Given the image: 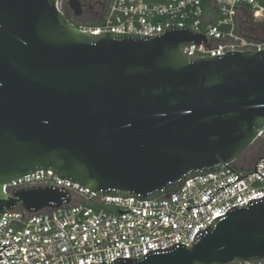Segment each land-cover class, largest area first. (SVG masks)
Returning a JSON list of instances; mask_svg holds the SVG:
<instances>
[{
  "label": "water",
  "instance_id": "95a60500",
  "mask_svg": "<svg viewBox=\"0 0 264 264\" xmlns=\"http://www.w3.org/2000/svg\"><path fill=\"white\" fill-rule=\"evenodd\" d=\"M56 1L0 0V221L20 205L69 202L56 186L4 191L37 170L98 195L150 200L237 160L264 130V49L189 55L181 47L207 37L174 25L158 35L94 34ZM69 4L82 14L81 0ZM261 259L264 197L216 217L191 246L100 264Z\"/></svg>",
  "mask_w": 264,
  "mask_h": 264
},
{
  "label": "built area",
  "instance_id": "2783aa9c",
  "mask_svg": "<svg viewBox=\"0 0 264 264\" xmlns=\"http://www.w3.org/2000/svg\"><path fill=\"white\" fill-rule=\"evenodd\" d=\"M56 5L69 21L94 34L158 35L172 25L189 27L207 37V42L181 47L193 56L264 49V0H108L97 24L79 22L69 0H57ZM256 142L263 151L250 166L239 165L238 159L226 162L213 173L187 179L176 192L150 200L98 195L52 170L17 177L4 184L7 194L56 186L67 190L70 200L38 212L21 205L7 209L0 221V243L11 245H0V264H100L139 258L177 242L191 246L198 230L216 217L264 197V130ZM233 264H264V259Z\"/></svg>",
  "mask_w": 264,
  "mask_h": 264
},
{
  "label": "rangeland",
  "instance_id": "374dc122",
  "mask_svg": "<svg viewBox=\"0 0 264 264\" xmlns=\"http://www.w3.org/2000/svg\"><path fill=\"white\" fill-rule=\"evenodd\" d=\"M97 9L93 10H85L82 14V17L79 22L82 23H90L94 20H97L100 16V13H97ZM259 33H255L258 35ZM262 146L259 142L254 143L253 145L249 146L238 158V164L241 166H250L262 153Z\"/></svg>",
  "mask_w": 264,
  "mask_h": 264
},
{
  "label": "flooded vegetation",
  "instance_id": "af4514ba",
  "mask_svg": "<svg viewBox=\"0 0 264 264\" xmlns=\"http://www.w3.org/2000/svg\"><path fill=\"white\" fill-rule=\"evenodd\" d=\"M108 0H81V8H82V14L85 10H93L97 9V13L103 14L106 10ZM82 14L80 16L75 15V18L77 20H80L82 17Z\"/></svg>",
  "mask_w": 264,
  "mask_h": 264
},
{
  "label": "trees",
  "instance_id": "16d2710c",
  "mask_svg": "<svg viewBox=\"0 0 264 264\" xmlns=\"http://www.w3.org/2000/svg\"><path fill=\"white\" fill-rule=\"evenodd\" d=\"M99 22H100L99 20H94V21H92L93 24H97V23H99Z\"/></svg>",
  "mask_w": 264,
  "mask_h": 264
}]
</instances>
